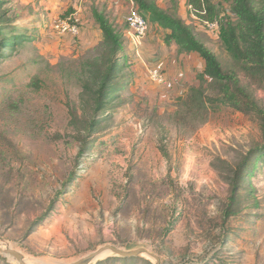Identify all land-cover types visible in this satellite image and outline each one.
Returning a JSON list of instances; mask_svg holds the SVG:
<instances>
[{"label":"rangeland","instance_id":"1","mask_svg":"<svg viewBox=\"0 0 264 264\" xmlns=\"http://www.w3.org/2000/svg\"><path fill=\"white\" fill-rule=\"evenodd\" d=\"M216 1L218 19L229 14V3ZM0 4V31L27 39L0 56V239L40 264H71L104 245L145 248L160 264H264V163L241 182L238 213L224 221L230 180L262 145L257 121L224 106L203 123L177 116L191 88H207L198 55L179 53L148 19L139 49L126 24L116 25L125 68L113 84L122 86L96 116L82 66L101 41L92 15H104L101 7L95 0ZM190 16L195 36L224 69L234 68L218 33ZM67 18L77 20V34L53 29ZM152 69L162 83L150 80ZM239 76L264 108V84ZM113 258L93 264H145ZM0 264L17 263L0 255Z\"/></svg>","mask_w":264,"mask_h":264},{"label":"trees","instance_id":"2","mask_svg":"<svg viewBox=\"0 0 264 264\" xmlns=\"http://www.w3.org/2000/svg\"><path fill=\"white\" fill-rule=\"evenodd\" d=\"M141 15L158 27L168 30L166 41L177 46L179 53H194L204 62L203 76L207 88L202 86L191 88L183 99L184 110L177 112L182 120H195L199 117L203 123L209 113L224 106L236 113L253 117L261 131L262 145L250 151L242 158L229 183V197L224 211V221L238 213L237 197L244 178L254 174L259 163H264V108L261 107L249 90L251 85L242 84L240 74L252 84H264V0H260L258 9L253 0H226L230 5L229 14L218 19V10L209 0H188L203 21H217L219 24L218 37L225 52L234 63V68L224 69L217 56L202 44L194 35L191 27L182 20L160 10L155 0H132ZM1 7V4H0ZM93 18L101 32V41L95 53L82 66V88L86 95L92 98L94 113L106 110L104 100L122 86L113 84L117 74L125 68V58H121L122 39L112 24L97 10L92 12ZM15 30V28L13 29ZM0 31L1 51H12L26 41L25 35L10 36ZM84 67L86 68L84 72ZM209 91V93H208ZM207 92V94H206ZM80 150L79 156L83 154ZM128 263L147 261L136 258L122 259Z\"/></svg>","mask_w":264,"mask_h":264},{"label":"crops","instance_id":"3","mask_svg":"<svg viewBox=\"0 0 264 264\" xmlns=\"http://www.w3.org/2000/svg\"><path fill=\"white\" fill-rule=\"evenodd\" d=\"M209 1L216 8H218V5H216V3H217L216 0H209ZM215 1H216V3H215ZM218 1L221 2V0H218ZM223 1H226V0H222V2ZM155 3H156V6L160 10H162V11H164V12L170 14V15L173 14L174 17L179 18L187 26H189L188 25V20H190L189 17H191L190 16L191 14H190V11L188 10L189 9L188 0H155ZM95 4L101 7V9L104 11V15H105L106 19L108 20V22L110 24L113 25V27H115L116 25L121 26V25L125 24L124 22H125V16L127 14L128 8H129V0H95ZM146 21L148 22V20H146ZM90 25H92L91 22H90ZM193 26L196 27L195 31L197 33H199V34H206L204 32L203 28H201L199 25H197V23L193 22ZM165 31H166V36L169 35L170 32L168 30H165ZM206 35H208V34H206ZM196 38L202 44H204L205 47H207L206 42L204 40H202V38H200L198 36H196ZM171 44L174 45V47L177 48V46L175 44H173V43H171ZM162 47H163L162 48L163 50H164V48H166L165 46H162ZM159 51H161V50L154 51L151 55L152 56L153 55L154 56H157V55H159ZM191 54H194V53H190V55ZM203 64H204V62H203Z\"/></svg>","mask_w":264,"mask_h":264},{"label":"built area","instance_id":"4","mask_svg":"<svg viewBox=\"0 0 264 264\" xmlns=\"http://www.w3.org/2000/svg\"><path fill=\"white\" fill-rule=\"evenodd\" d=\"M190 13L198 18V15H204V12H197L191 6H189ZM199 19V18H198ZM204 28L213 33H218L219 25L217 21H203L199 19ZM77 20H71V18H67L64 21H57L53 24V29L59 32H69L72 34H77ZM125 24L128 28L129 39L135 49H139L141 41L144 39L147 31H148V22L141 15L136 4L129 0V9L127 11L125 17ZM136 52H138L136 50ZM149 78L152 82L162 83L163 78L156 69H152L148 71Z\"/></svg>","mask_w":264,"mask_h":264},{"label":"water","instance_id":"5","mask_svg":"<svg viewBox=\"0 0 264 264\" xmlns=\"http://www.w3.org/2000/svg\"><path fill=\"white\" fill-rule=\"evenodd\" d=\"M2 243L5 244L4 247H0V255L10 258L17 264H28L26 258L16 250L10 248L7 245L5 240L0 239ZM105 254H112L114 257L122 258V259H143L150 264H160L159 258L153 254L152 252L148 251L145 248H138L135 250L123 251L117 247H113L111 245H104L97 248L95 251L87 254L83 258L77 260L71 264H93L96 262L101 256Z\"/></svg>","mask_w":264,"mask_h":264},{"label":"bare ground","instance_id":"6","mask_svg":"<svg viewBox=\"0 0 264 264\" xmlns=\"http://www.w3.org/2000/svg\"><path fill=\"white\" fill-rule=\"evenodd\" d=\"M26 261H27L28 264H40L39 263L40 261L39 262H34V261H31V259L29 260L27 258H26Z\"/></svg>","mask_w":264,"mask_h":264}]
</instances>
